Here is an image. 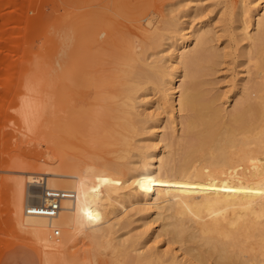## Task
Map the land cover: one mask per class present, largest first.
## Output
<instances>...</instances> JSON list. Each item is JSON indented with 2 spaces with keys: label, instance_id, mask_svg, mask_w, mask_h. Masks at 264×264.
<instances>
[{
  "label": "rangeland",
  "instance_id": "374dc122",
  "mask_svg": "<svg viewBox=\"0 0 264 264\" xmlns=\"http://www.w3.org/2000/svg\"><path fill=\"white\" fill-rule=\"evenodd\" d=\"M258 3L264 0H0V264L22 241L10 218L6 178L11 172L34 170L47 140L65 158L93 154L114 175L143 178L150 172L155 144L164 145V155L175 147L158 141L178 112L170 113V96L159 101L167 85L154 81L171 68L170 44L186 31L207 29L205 50L195 63L211 66L202 78L215 103L229 111L243 95L238 83L251 78V63L241 56L246 40L237 26L241 12ZM249 15L244 14L245 20L250 21ZM247 31H254L251 21ZM35 63L37 71H30ZM139 68L153 82L137 78ZM26 79H33L38 95L51 92L52 98V109L41 117L35 134L20 129L17 114ZM126 79L133 85L130 94L120 91ZM98 107L103 111L95 115L92 128ZM158 118L163 123L156 130ZM28 189L36 199L40 187ZM136 200L127 198L126 209L116 211L107 244L77 242L69 250V264H136L137 253L153 254L151 264H184L186 245L171 243L154 214L139 211L141 204L130 205ZM191 260L215 264L212 258Z\"/></svg>",
  "mask_w": 264,
  "mask_h": 264
},
{
  "label": "bare ground",
  "instance_id": "6f19581e",
  "mask_svg": "<svg viewBox=\"0 0 264 264\" xmlns=\"http://www.w3.org/2000/svg\"><path fill=\"white\" fill-rule=\"evenodd\" d=\"M246 12L254 29L251 34ZM241 13L237 28L246 40L241 56L251 63V78L238 83L243 95L229 111L215 103L209 82L202 78L211 66L195 63L205 50L207 29L186 31L170 44L171 68L166 76L155 75L154 81L167 85L159 101L170 96V113L178 112V119L169 120L158 141L167 140L175 147L164 155V145L155 144L150 172L143 178L129 181L114 175L93 154L65 158L45 139H40L47 147L36 160L37 167L11 172L6 178L15 236L28 244L32 264H69V250L83 239L107 244L116 211L126 209L125 200L131 196L138 198L131 206L141 204L139 211L161 221V232L171 243L186 245L184 264L205 258L215 264H264V5L253 4ZM37 66L30 71H37ZM143 70L139 68L136 77L152 81ZM246 72L249 76L250 71ZM31 81L23 83L17 114L20 129L35 134L52 98L51 92L38 95ZM123 84L120 91L130 94L133 85L127 79ZM102 111L101 107L94 110L92 128L95 115ZM174 120L180 125L177 137L172 131ZM162 123L158 118L153 128H161ZM29 186L40 187L38 201L32 199L37 194ZM44 188L71 191L72 197L61 199L53 216L30 214L27 209L33 203L44 201ZM152 256L137 253L136 264H151Z\"/></svg>",
  "mask_w": 264,
  "mask_h": 264
},
{
  "label": "built area",
  "instance_id": "2783aa9c",
  "mask_svg": "<svg viewBox=\"0 0 264 264\" xmlns=\"http://www.w3.org/2000/svg\"><path fill=\"white\" fill-rule=\"evenodd\" d=\"M43 202L33 203L30 208H28V212L30 214H37V215H46V216H53L60 208V200L63 198H71L72 192L71 191H61V190H54V189H43ZM36 201L39 200L37 197L34 199ZM45 200H48L45 203Z\"/></svg>",
  "mask_w": 264,
  "mask_h": 264
},
{
  "label": "crops",
  "instance_id": "0c3cea01",
  "mask_svg": "<svg viewBox=\"0 0 264 264\" xmlns=\"http://www.w3.org/2000/svg\"><path fill=\"white\" fill-rule=\"evenodd\" d=\"M28 244L24 241H18L15 243L7 256L6 264H32L28 255ZM26 255V256H25Z\"/></svg>",
  "mask_w": 264,
  "mask_h": 264
},
{
  "label": "snow or ice",
  "instance_id": "6c2138e0",
  "mask_svg": "<svg viewBox=\"0 0 264 264\" xmlns=\"http://www.w3.org/2000/svg\"><path fill=\"white\" fill-rule=\"evenodd\" d=\"M85 214L88 215L89 218H91V213L90 212H86Z\"/></svg>",
  "mask_w": 264,
  "mask_h": 264
}]
</instances>
